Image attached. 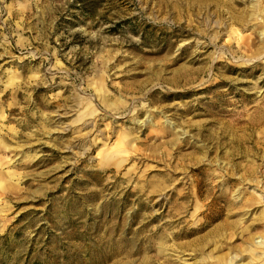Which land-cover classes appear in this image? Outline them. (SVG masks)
Wrapping results in <instances>:
<instances>
[{
    "label": "rangeland",
    "instance_id": "rangeland-1",
    "mask_svg": "<svg viewBox=\"0 0 264 264\" xmlns=\"http://www.w3.org/2000/svg\"><path fill=\"white\" fill-rule=\"evenodd\" d=\"M259 8L0 0V264L264 258Z\"/></svg>",
    "mask_w": 264,
    "mask_h": 264
},
{
    "label": "bare ground",
    "instance_id": "bare-ground-1",
    "mask_svg": "<svg viewBox=\"0 0 264 264\" xmlns=\"http://www.w3.org/2000/svg\"><path fill=\"white\" fill-rule=\"evenodd\" d=\"M257 5L259 4V3H256ZM256 7H258V6H256ZM260 7V6H259ZM260 9V8H259ZM261 11L263 10L264 11V8L263 9H260ZM255 11V10H254ZM258 11V10H257ZM260 13V12H259ZM263 12H261V14H262ZM260 14V15H261ZM258 16H259V14H258ZM257 17V16H256ZM263 38H264V36H263ZM137 118V117H136ZM136 118H134L135 120H136ZM257 244H258V248H261L260 249V251H259V254H262V255H264V240H259V241H257ZM231 261L233 262V258L231 259ZM230 264H232V263H230ZM252 264H264V258H262L260 261H257V262H255V263H252Z\"/></svg>",
    "mask_w": 264,
    "mask_h": 264
}]
</instances>
